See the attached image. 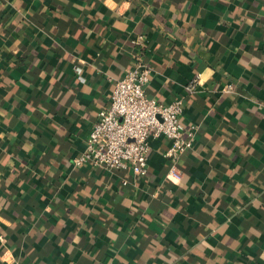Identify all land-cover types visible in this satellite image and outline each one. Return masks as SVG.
Wrapping results in <instances>:
<instances>
[{"label":"crops","instance_id":"0c3cea01","mask_svg":"<svg viewBox=\"0 0 264 264\" xmlns=\"http://www.w3.org/2000/svg\"><path fill=\"white\" fill-rule=\"evenodd\" d=\"M140 49L180 181L73 165ZM0 264H264V0H0Z\"/></svg>","mask_w":264,"mask_h":264},{"label":"built area","instance_id":"2783aa9c","mask_svg":"<svg viewBox=\"0 0 264 264\" xmlns=\"http://www.w3.org/2000/svg\"><path fill=\"white\" fill-rule=\"evenodd\" d=\"M141 39L132 44L141 46ZM143 56L142 49L137 51L132 67L114 83L109 104L99 111L86 139L85 149L74 158L73 165L88 164L108 171L129 170L135 176L144 177L148 167L149 142L163 138L170 142L164 154L170 163L168 175L180 181L177 160L193 150L198 126L183 124V100L163 104L146 96L151 70ZM74 72L76 80L84 83L82 69L75 67ZM198 82L196 76L187 84L186 92H195Z\"/></svg>","mask_w":264,"mask_h":264}]
</instances>
